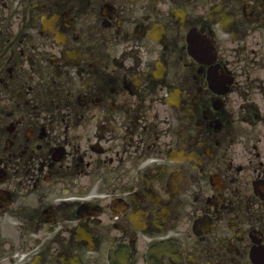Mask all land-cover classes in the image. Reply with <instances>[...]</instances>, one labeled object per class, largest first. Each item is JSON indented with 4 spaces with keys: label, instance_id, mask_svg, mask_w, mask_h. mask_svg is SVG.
I'll return each instance as SVG.
<instances>
[{
    "label": "flooded vegetation",
    "instance_id": "af4514ba",
    "mask_svg": "<svg viewBox=\"0 0 264 264\" xmlns=\"http://www.w3.org/2000/svg\"><path fill=\"white\" fill-rule=\"evenodd\" d=\"M0 264H264V0H0Z\"/></svg>",
    "mask_w": 264,
    "mask_h": 264
}]
</instances>
